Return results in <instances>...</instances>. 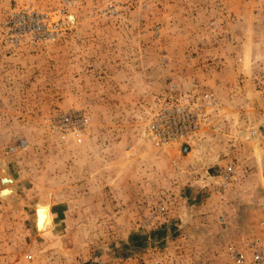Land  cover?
Instances as JSON below:
<instances>
[{
    "label": "rangeland",
    "instance_id": "1",
    "mask_svg": "<svg viewBox=\"0 0 264 264\" xmlns=\"http://www.w3.org/2000/svg\"><path fill=\"white\" fill-rule=\"evenodd\" d=\"M243 1L0 0V264L251 263L264 0ZM164 102L199 114L189 138L151 135Z\"/></svg>",
    "mask_w": 264,
    "mask_h": 264
},
{
    "label": "built area",
    "instance_id": "2",
    "mask_svg": "<svg viewBox=\"0 0 264 264\" xmlns=\"http://www.w3.org/2000/svg\"><path fill=\"white\" fill-rule=\"evenodd\" d=\"M163 104L164 109L150 127V133L156 142L177 143L189 138L195 132L199 114L195 115L183 106H168L171 102ZM234 260L236 264H249L244 253H236ZM250 264H264V241H258L253 245V258Z\"/></svg>",
    "mask_w": 264,
    "mask_h": 264
},
{
    "label": "crops",
    "instance_id": "3",
    "mask_svg": "<svg viewBox=\"0 0 264 264\" xmlns=\"http://www.w3.org/2000/svg\"><path fill=\"white\" fill-rule=\"evenodd\" d=\"M227 3H225V6L227 8H229L230 10H234L236 11L238 14L241 13L242 9L244 8V1L243 0H238V2L234 5V0H225ZM234 5V7H233ZM251 88V87H250ZM248 88V89H250ZM247 89V91H248ZM251 90V89H250ZM259 103H253V109L257 110L258 107L256 106ZM243 110L241 109V112ZM259 113V112H258ZM257 113V114H258ZM261 120V117L258 115L257 117H255L254 122L255 123H259ZM244 122L246 123V121L244 120ZM257 126V140L253 139V142L251 143L252 147H251V158L249 159V161L247 163L251 164H255L258 168H264V131L260 128V125H256ZM257 141V144H256ZM258 145V146H257ZM246 161V160H245ZM258 183L261 184V182L258 180ZM264 198V196H263ZM208 217V216H207ZM206 217V218H207Z\"/></svg>",
    "mask_w": 264,
    "mask_h": 264
},
{
    "label": "bare ground",
    "instance_id": "4",
    "mask_svg": "<svg viewBox=\"0 0 264 264\" xmlns=\"http://www.w3.org/2000/svg\"><path fill=\"white\" fill-rule=\"evenodd\" d=\"M5 161L2 160V162L0 163V175L1 178L4 179V183H6L4 189L1 191V195L3 197H7V195L11 194V177L10 174L8 172L9 167H7L5 165ZM3 183V182H2ZM3 183V184H4ZM42 212L40 213L39 217H38V229L42 230L45 228V226L47 225L48 222V218H49V214L48 211L46 209V207H43L40 209Z\"/></svg>",
    "mask_w": 264,
    "mask_h": 264
},
{
    "label": "water",
    "instance_id": "5",
    "mask_svg": "<svg viewBox=\"0 0 264 264\" xmlns=\"http://www.w3.org/2000/svg\"><path fill=\"white\" fill-rule=\"evenodd\" d=\"M1 162H2V160H0V163H1ZM5 165L8 167L7 163H5ZM8 172H9V170H8ZM1 181L4 183V179H3V178L1 179ZM11 182H14L13 177H11Z\"/></svg>",
    "mask_w": 264,
    "mask_h": 264
}]
</instances>
